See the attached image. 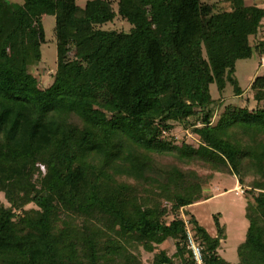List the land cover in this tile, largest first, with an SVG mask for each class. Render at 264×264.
I'll use <instances>...</instances> for the list:
<instances>
[{
    "label": "trees",
    "instance_id": "trees-1",
    "mask_svg": "<svg viewBox=\"0 0 264 264\" xmlns=\"http://www.w3.org/2000/svg\"><path fill=\"white\" fill-rule=\"evenodd\" d=\"M22 1L0 0V192L9 203L0 202V264H144L141 249L155 254L153 264H197L176 213L207 199L151 155L229 167L241 187L247 169L264 175V76L252 85L257 108L227 106L216 123L223 104L211 93L231 86L242 96L237 63L264 55V37L251 44L264 36V7L120 0L132 29L118 33L101 29L117 17L108 1ZM47 16L56 19L58 71L43 89L31 68L43 62ZM176 125L191 126L202 145L177 143ZM235 127L244 144L225 138ZM250 188L238 264H264V181ZM215 220V238L195 216L190 230L204 264H230ZM169 239L174 256L157 253Z\"/></svg>",
    "mask_w": 264,
    "mask_h": 264
},
{
    "label": "rangeland",
    "instance_id": "rangeland-1",
    "mask_svg": "<svg viewBox=\"0 0 264 264\" xmlns=\"http://www.w3.org/2000/svg\"><path fill=\"white\" fill-rule=\"evenodd\" d=\"M13 3L22 4V0H8ZM93 0H77L79 7L84 8L87 2ZM112 4V7L117 14L116 19L108 24L101 26L104 31H116L118 33H129L132 25L118 15V3L120 0H105ZM206 3L215 5V12H224L231 10L230 0H205ZM249 7L263 4L259 0H247ZM45 29V44L42 47L43 62L31 68V73L39 81L40 87L43 89L48 88L54 82L55 74L58 71V53L56 42V19L53 16L43 18ZM264 36L261 34L256 38H251L253 47L257 46ZM257 53L251 60H242L237 63L236 76L239 80L240 87L243 90L242 96H236L232 93V87L228 86L225 95L221 96L218 93L217 86H211V93L213 98L218 101L221 100L222 106H216L214 122L218 121V116L223 113L225 107L233 106L237 108H247L253 110L257 108L258 103L254 99L255 92L252 90V85L258 77L264 76V67L260 65V58ZM188 125H176V130L173 131L172 136L175 137L177 143L183 142L188 145H202L200 140ZM225 138L235 142L244 144L243 133L238 128H233ZM153 162L161 166H169L172 169H177L184 173L191 183L200 187L203 193V199H207L199 204L180 210L176 216L184 220L189 229H191L190 219L195 216L199 224L212 236H218V228L215 218L220 217V223L226 230V240L221 242L220 255L230 264H238L239 256L238 249L245 243L247 232L249 228V221L247 219V204L253 202L254 193L249 192L250 186L255 181H264V175L258 172V169H247L245 177V187L239 186L238 178L233 175L231 169L225 166H219L218 169L200 161L183 162L168 154L151 155ZM248 167V166H246ZM245 167V168H246ZM40 168V166H39ZM41 171L43 168L41 166ZM116 171V170H115ZM116 177L127 183H135L138 179L124 174L123 172L116 171ZM264 173V172H263ZM0 202L9 207V203L5 200V196L0 192ZM167 209H170V205ZM36 209L34 204H29L25 207L26 211ZM20 214V213H19ZM166 221H172L173 216H166ZM165 251L168 256L172 257L176 253L175 241L169 239L163 245L157 248V253ZM155 254H150L141 249V258L144 264H153ZM176 263L180 264L177 259Z\"/></svg>",
    "mask_w": 264,
    "mask_h": 264
},
{
    "label": "built area",
    "instance_id": "built-area-1",
    "mask_svg": "<svg viewBox=\"0 0 264 264\" xmlns=\"http://www.w3.org/2000/svg\"><path fill=\"white\" fill-rule=\"evenodd\" d=\"M260 65L264 67V55L260 58ZM188 249L192 252L193 258L197 264H204L203 248L195 240L191 230L188 228Z\"/></svg>",
    "mask_w": 264,
    "mask_h": 264
},
{
    "label": "crops",
    "instance_id": "crops-1",
    "mask_svg": "<svg viewBox=\"0 0 264 264\" xmlns=\"http://www.w3.org/2000/svg\"><path fill=\"white\" fill-rule=\"evenodd\" d=\"M264 0H259L260 3H262ZM247 4V3H246ZM260 6H263V4H260Z\"/></svg>",
    "mask_w": 264,
    "mask_h": 264
}]
</instances>
